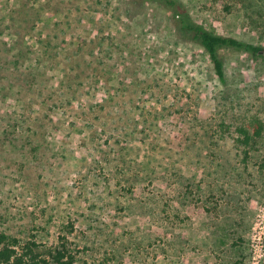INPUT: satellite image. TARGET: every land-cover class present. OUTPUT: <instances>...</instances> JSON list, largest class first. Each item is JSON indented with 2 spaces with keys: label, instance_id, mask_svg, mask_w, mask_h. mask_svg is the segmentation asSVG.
I'll list each match as a JSON object with an SVG mask.
<instances>
[{
  "label": "rangeland",
  "instance_id": "1",
  "mask_svg": "<svg viewBox=\"0 0 264 264\" xmlns=\"http://www.w3.org/2000/svg\"><path fill=\"white\" fill-rule=\"evenodd\" d=\"M179 1L264 46V0ZM177 24L156 0H0V235L66 236L75 264H264V57L221 48L223 82Z\"/></svg>",
  "mask_w": 264,
  "mask_h": 264
},
{
  "label": "trees",
  "instance_id": "2",
  "mask_svg": "<svg viewBox=\"0 0 264 264\" xmlns=\"http://www.w3.org/2000/svg\"><path fill=\"white\" fill-rule=\"evenodd\" d=\"M172 9L177 16V25L191 36V39L201 44L210 55L218 77L226 81L225 59L221 48L233 47L247 51L253 56L264 57V46L239 39L236 36L214 32L202 23L195 21L185 5L179 0H156ZM261 134L260 129L254 133L243 135V141L248 144L254 136ZM249 145V144H248ZM249 149H245L248 157ZM0 264H75L78 260L75 249L66 236H60L56 245H46L37 239L24 242L16 236L6 233L0 235Z\"/></svg>",
  "mask_w": 264,
  "mask_h": 264
}]
</instances>
